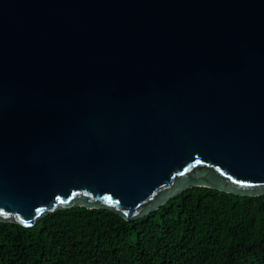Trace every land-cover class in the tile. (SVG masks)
<instances>
[{"label": "water", "instance_id": "95a60500", "mask_svg": "<svg viewBox=\"0 0 264 264\" xmlns=\"http://www.w3.org/2000/svg\"><path fill=\"white\" fill-rule=\"evenodd\" d=\"M193 188L264 196V0H0V222Z\"/></svg>", "mask_w": 264, "mask_h": 264}, {"label": "trees", "instance_id": "16d2710c", "mask_svg": "<svg viewBox=\"0 0 264 264\" xmlns=\"http://www.w3.org/2000/svg\"><path fill=\"white\" fill-rule=\"evenodd\" d=\"M0 264H264V196L193 188L134 221L76 207L0 222Z\"/></svg>", "mask_w": 264, "mask_h": 264}, {"label": "snow or ice", "instance_id": "6c2138e0", "mask_svg": "<svg viewBox=\"0 0 264 264\" xmlns=\"http://www.w3.org/2000/svg\"><path fill=\"white\" fill-rule=\"evenodd\" d=\"M234 182H236V181H234Z\"/></svg>", "mask_w": 264, "mask_h": 264}]
</instances>
